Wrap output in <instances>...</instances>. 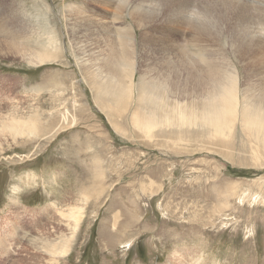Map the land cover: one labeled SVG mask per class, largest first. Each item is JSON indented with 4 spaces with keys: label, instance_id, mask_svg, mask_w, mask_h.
Wrapping results in <instances>:
<instances>
[{
    "label": "rangeland",
    "instance_id": "rangeland-1",
    "mask_svg": "<svg viewBox=\"0 0 264 264\" xmlns=\"http://www.w3.org/2000/svg\"><path fill=\"white\" fill-rule=\"evenodd\" d=\"M77 2L0 0V16L23 35L45 31L60 48L44 66L0 53V264H164L174 250L185 264H264L262 143L237 126L223 140L188 127L141 131L144 108L133 91L95 94L98 78L88 72L100 64L87 55L95 44L67 7ZM96 12L110 25L117 18L114 10ZM154 30H138V38ZM240 33H223V42ZM99 46L112 60L107 52L121 44L102 39ZM127 50L137 52V82L147 57L132 44ZM226 61L240 73L241 93L262 94L264 74L227 50ZM174 83L170 94L183 103L205 87L190 79L176 93ZM17 123L36 133L16 138L8 129ZM71 207L82 213L79 229L59 215ZM41 243H56L57 253L39 252Z\"/></svg>",
    "mask_w": 264,
    "mask_h": 264
},
{
    "label": "bare ground",
    "instance_id": "bare-ground-1",
    "mask_svg": "<svg viewBox=\"0 0 264 264\" xmlns=\"http://www.w3.org/2000/svg\"><path fill=\"white\" fill-rule=\"evenodd\" d=\"M13 5L18 6L15 2ZM47 7L50 8L49 5ZM67 7L95 44V49L89 50L87 55L96 58L100 64L88 72L89 78H98L94 80L96 96L114 97L133 91L136 101L144 108L137 120L141 131L149 134L161 125L188 127L191 130H206L203 135L223 140L237 126L248 138L250 136L264 146V89L261 95H255L253 90L241 93L240 73L230 70L227 61L224 63L226 59L223 62L227 50L234 56L236 53L240 58H246L251 73L264 74V60L259 58L264 53V0H80ZM98 10L116 11L115 22L110 25L104 14L96 12ZM193 13L196 15L193 16ZM126 16L131 20V26L122 25ZM6 19L3 13L0 16L3 25V29L0 27V53L15 51L14 54L38 66L57 58L60 48L53 44L52 37L45 36L47 32L25 36ZM4 21L7 23L5 26ZM148 26L154 27L155 33L140 32L138 38L137 31L146 30ZM113 28L119 30L115 32ZM234 31L241 32L239 38L229 45L225 44L223 33ZM102 39L121 44L119 48L112 47L107 52L112 60L97 52H101L99 42ZM130 44L138 47L144 58L147 57L137 82L131 70L134 65L132 58L137 52L128 53L127 46ZM192 51L196 54L192 55ZM104 72L106 75L99 76ZM172 77L177 80L173 88L176 93L182 90L184 81L193 79L205 86L200 93L202 96L186 103L180 102L183 99L179 96L173 98L169 87ZM31 128L17 123L12 124L8 132L20 138L36 133ZM79 210L71 207L69 215L65 214V210L59 215L65 222L73 220V228L79 229V221H82ZM58 233H55L54 241L61 243ZM24 238L25 235H22L21 239ZM42 245L36 244L39 252L49 256L57 253L54 250L56 243ZM65 248L62 249L64 252ZM180 253L174 250L169 255L170 260L166 259L164 264H185L186 257Z\"/></svg>",
    "mask_w": 264,
    "mask_h": 264
},
{
    "label": "clouds",
    "instance_id": "clouds-1",
    "mask_svg": "<svg viewBox=\"0 0 264 264\" xmlns=\"http://www.w3.org/2000/svg\"><path fill=\"white\" fill-rule=\"evenodd\" d=\"M196 15V13H193V16H195Z\"/></svg>",
    "mask_w": 264,
    "mask_h": 264
}]
</instances>
